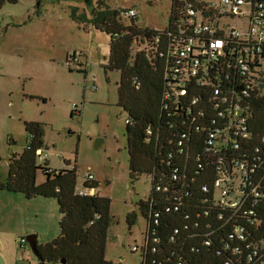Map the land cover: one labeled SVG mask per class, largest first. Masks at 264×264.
<instances>
[{"label": "built area", "instance_id": "1", "mask_svg": "<svg viewBox=\"0 0 264 264\" xmlns=\"http://www.w3.org/2000/svg\"><path fill=\"white\" fill-rule=\"evenodd\" d=\"M144 40L138 49L161 63L164 86L146 128L156 160L143 239L131 250L141 264H191L204 248L222 264H264V0H176ZM84 187L80 195L95 194Z\"/></svg>", "mask_w": 264, "mask_h": 264}, {"label": "rangeland", "instance_id": "2", "mask_svg": "<svg viewBox=\"0 0 264 264\" xmlns=\"http://www.w3.org/2000/svg\"><path fill=\"white\" fill-rule=\"evenodd\" d=\"M105 5L121 13L133 8L141 28L161 29L168 24L172 0H18L0 10V180L7 177L11 153L21 154L30 141L26 123H41L45 159L40 163L57 170L75 166L78 189L85 188L87 173L93 174L94 192L111 200L106 258L141 264L131 248L143 239L140 202L148 197L151 180L147 173L135 179L129 174L128 114L117 92L120 72L108 70L107 79L104 70L110 35L71 17L73 7L90 17L93 8ZM121 20L129 22L123 15ZM72 55L88 62V70L70 65L67 56ZM97 138L103 140L100 146ZM45 179L38 170L36 182ZM60 218L54 197L27 198L0 189L4 264H62L42 263L28 241L19 242L30 234L37 235L38 244L51 241L60 233Z\"/></svg>", "mask_w": 264, "mask_h": 264}, {"label": "trees", "instance_id": "3", "mask_svg": "<svg viewBox=\"0 0 264 264\" xmlns=\"http://www.w3.org/2000/svg\"><path fill=\"white\" fill-rule=\"evenodd\" d=\"M18 0H0V10L7 3ZM176 0H172L174 8ZM103 3V2H102ZM71 10V17L81 23H90L110 35V55L104 66L108 70L119 71L118 103L128 114L127 150L129 154V174L135 179L138 174L152 170L156 160L154 144L147 141L146 128L155 123L160 113V100L164 86L161 63L138 48L145 44L144 37L154 29L141 28L137 18H129L125 24L121 20V10L110 9L107 5L93 8L91 16ZM123 11V10H122ZM108 79V76H107ZM137 80L140 85L136 86ZM258 115L264 119V101L259 103ZM75 115L73 110L72 116ZM30 141L21 154H13L9 159L8 174L0 180V189L24 193L27 198L36 195L57 199L60 233L45 244H38L39 259L45 261L65 260V264H124L106 258L108 227L111 222L109 210L111 200L98 193L80 195L77 168L52 169L47 161L40 163L37 150L44 147L42 125L39 122L26 123ZM42 170L46 179L36 182L37 171ZM84 186L95 188L96 181H85ZM145 201L140 202L142 214ZM134 213L128 216L133 222ZM261 237L264 240V205L261 207ZM191 264H222L221 258L204 248L192 255Z\"/></svg>", "mask_w": 264, "mask_h": 264}, {"label": "water", "instance_id": "4", "mask_svg": "<svg viewBox=\"0 0 264 264\" xmlns=\"http://www.w3.org/2000/svg\"><path fill=\"white\" fill-rule=\"evenodd\" d=\"M103 140L101 138H97L95 141L96 146H100L102 144ZM14 153H11V156H13ZM26 240L29 242L30 247L33 251V253L39 258V251H38V241H37V235L36 234H30L26 237ZM60 263L65 264V260H60ZM0 264H4V261L0 257Z\"/></svg>", "mask_w": 264, "mask_h": 264}]
</instances>
